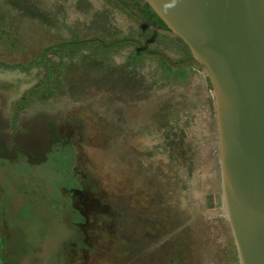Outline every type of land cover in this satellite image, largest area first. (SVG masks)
<instances>
[{"label":"rangeland","instance_id":"obj_1","mask_svg":"<svg viewBox=\"0 0 264 264\" xmlns=\"http://www.w3.org/2000/svg\"><path fill=\"white\" fill-rule=\"evenodd\" d=\"M128 38L181 54L106 0H0V62ZM133 42L0 66V264H239L221 208L214 98Z\"/></svg>","mask_w":264,"mask_h":264},{"label":"water","instance_id":"obj_2","mask_svg":"<svg viewBox=\"0 0 264 264\" xmlns=\"http://www.w3.org/2000/svg\"><path fill=\"white\" fill-rule=\"evenodd\" d=\"M191 57L172 61L133 42L172 69L192 65L214 98L221 208L239 264H264V0H144ZM115 41L113 43H117Z\"/></svg>","mask_w":264,"mask_h":264},{"label":"trees","instance_id":"obj_3","mask_svg":"<svg viewBox=\"0 0 264 264\" xmlns=\"http://www.w3.org/2000/svg\"><path fill=\"white\" fill-rule=\"evenodd\" d=\"M106 1L115 8H118L120 11L125 13L129 18L134 20L137 24L143 26L149 32L154 33L156 36L166 38L170 41L171 44L175 45L178 49L177 51L181 54V56L177 61L174 62L183 61L191 57V53L188 46L180 38L161 34L160 32L149 27V25H152L154 27L168 29L164 21L152 10L150 5L146 1L144 0H106ZM125 39L128 38H118L109 41L93 40V39L81 40L75 38L74 40L62 41L59 42V44L57 45L46 48L47 51H44L36 60H31L25 64L19 62H15V63L0 62V66L9 69H19L24 72L28 71L32 66L37 64H41L47 67V74L43 85L29 91L25 100L26 102L32 94L38 93L49 81L53 79V72L55 71L54 68L55 65H57V63H53L52 61L46 58V55L49 51L53 49L54 50L58 49L60 47H70L72 48L73 51H77L81 47H86V46L88 47L90 45H95L97 49H101L102 51H107L111 48L121 47L126 43H128L123 41ZM114 41H118V42L113 43ZM135 47H136L135 52L129 58L132 63H138L144 57H148L144 54V52L140 50V48L136 44ZM148 50L153 52L157 51L149 48ZM156 59L159 61L162 71H164L168 76H172L174 79H181L186 77L188 74V69L193 68L192 65H189L185 68L172 69L161 58H156ZM208 86L210 88L209 83Z\"/></svg>","mask_w":264,"mask_h":264},{"label":"flooded vegetation","instance_id":"obj_4","mask_svg":"<svg viewBox=\"0 0 264 264\" xmlns=\"http://www.w3.org/2000/svg\"><path fill=\"white\" fill-rule=\"evenodd\" d=\"M114 42H115V41H114ZM141 43H142V42H141ZM174 47H175L176 50H178L177 47H176L175 45H174ZM146 48H147V47H146ZM146 56H147V55H146ZM148 57H150V56H148ZM192 69H195V68L193 67ZM196 70H197V69H196ZM197 71H199V70H197Z\"/></svg>","mask_w":264,"mask_h":264}]
</instances>
